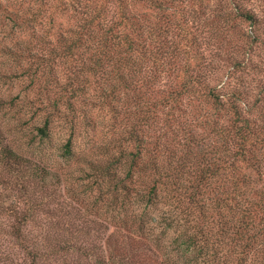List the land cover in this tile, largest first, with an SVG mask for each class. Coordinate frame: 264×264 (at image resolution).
Segmentation results:
<instances>
[{"label": "trees", "instance_id": "obj_1", "mask_svg": "<svg viewBox=\"0 0 264 264\" xmlns=\"http://www.w3.org/2000/svg\"><path fill=\"white\" fill-rule=\"evenodd\" d=\"M208 2L0 0L9 38L0 78L36 82L67 63L73 96L94 90L108 108L100 139L86 133L95 119L66 121L63 154L75 155L81 133L91 147L61 178L76 183L69 188L82 207L55 247L34 249L33 260L264 264V61L254 58L262 19L234 0ZM7 99L0 95V105ZM49 101L41 137L58 110Z\"/></svg>", "mask_w": 264, "mask_h": 264}, {"label": "rangeland", "instance_id": "obj_2", "mask_svg": "<svg viewBox=\"0 0 264 264\" xmlns=\"http://www.w3.org/2000/svg\"><path fill=\"white\" fill-rule=\"evenodd\" d=\"M234 1L254 10L258 19H262L260 31L264 38V0ZM208 3L220 7L227 0H209ZM1 21L0 70H4L7 58L1 49L9 42V38L1 31ZM256 52L258 54L254 58L264 61V44L262 47L257 46ZM68 70L67 63L61 62L55 64L51 77H43L36 82H31L23 74L11 80L0 78V95L9 98L7 100L12 99L0 105V264H89L94 259L70 256L72 261L63 262L48 256L33 260L31 256L34 249L47 251L55 247L54 241L60 239L59 235L63 236L66 228L71 226L76 207L80 205L72 199L74 192L69 188L76 187V183L73 181L74 184L70 185L61 178L64 171L77 164L75 157L89 152L91 147L81 133L82 136L75 137V155L70 158L63 154L62 143L69 133L66 121L73 117L75 121L81 120L85 114L90 117L89 123L91 120L97 121L96 127L85 125L88 127L86 133H96L95 139H100L106 132V127L102 125L108 121V108L99 104L91 89L74 97L72 91L76 81L67 77ZM85 94L90 96V100L83 103L81 99ZM92 99H96L98 104H94ZM49 100L56 102L58 110H53L51 114L48 136L41 137L36 126L42 124L48 105H51ZM70 100L77 108L75 113L67 103ZM80 106L85 107L84 110ZM83 122L86 123L85 117ZM3 148L13 150L21 157L20 162L5 157ZM36 166H42L43 170L38 171ZM48 171L59 175V179L46 176L47 180L42 181L41 172L48 174ZM78 189L81 190V186ZM15 227H18L22 237L15 236ZM96 228L101 235L103 225L97 222ZM95 241L102 243V238H95Z\"/></svg>", "mask_w": 264, "mask_h": 264}]
</instances>
